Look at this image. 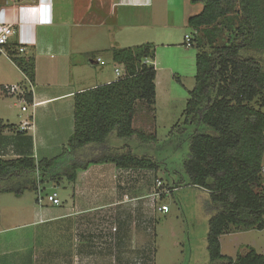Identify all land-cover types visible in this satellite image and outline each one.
I'll return each mask as SVG.
<instances>
[{"label":"trees","instance_id":"1","mask_svg":"<svg viewBox=\"0 0 264 264\" xmlns=\"http://www.w3.org/2000/svg\"><path fill=\"white\" fill-rule=\"evenodd\" d=\"M192 2L203 3V9L188 20L198 52L196 86L185 111L186 122L195 126L187 137L186 184L208 191L216 209L209 219V264H264V254L252 247L234 258L223 254L221 244L225 233L264 229V0ZM13 46L11 57L34 84V57L19 53L18 43ZM155 57L153 43L114 48L113 61L125 74L76 93L75 130L63 153L40 161L0 157V193L36 191L45 179L73 182L78 171L100 163L159 171L156 156L117 141L133 139L138 146L158 141L133 125L137 103L150 114L156 111ZM25 96L33 103L32 92ZM5 127L0 124V131Z\"/></svg>","mask_w":264,"mask_h":264},{"label":"crops","instance_id":"2","mask_svg":"<svg viewBox=\"0 0 264 264\" xmlns=\"http://www.w3.org/2000/svg\"><path fill=\"white\" fill-rule=\"evenodd\" d=\"M42 2L44 6L38 14L32 6H38L40 0H0V21L9 18L23 22L22 26H15L16 34L6 51H0V124L7 125L0 131L3 159L28 155L40 161L60 156L75 130L76 93L118 78H93L82 71L85 63L73 62L72 57L91 54V62L100 64L97 59L102 57L97 52L106 50L112 55L114 48H125L120 36L125 26H154L160 21L169 24L170 7L175 4V8H182L185 0ZM18 6L26 8L17 11ZM21 37L32 42L22 55L34 57L35 63V89H30L33 103L30 109L22 107V111H29L31 121L26 128L22 125L25 117L14 122L17 119L12 111L18 103L9 97L13 95L3 91L6 85L25 83L26 87L28 83L10 55L16 50L13 44L19 43ZM134 46L138 45L126 47ZM157 180L160 179L154 169L120 168L114 163L93 164L78 171L76 179L69 182L74 190L70 199H62L60 206L46 202L40 209L35 208V212H41L36 229L29 238L26 231L13 241L6 240L5 251L0 253L5 259L0 264H154L152 247L158 210H154L150 195ZM46 182H51V188L57 191L63 180L45 179L38 188L43 191ZM174 186L181 189L175 180L170 187ZM167 197L163 196L165 204ZM24 212L21 205L15 214L26 218Z\"/></svg>","mask_w":264,"mask_h":264},{"label":"rangeland","instance_id":"3","mask_svg":"<svg viewBox=\"0 0 264 264\" xmlns=\"http://www.w3.org/2000/svg\"><path fill=\"white\" fill-rule=\"evenodd\" d=\"M202 9L203 3L185 0L182 8H175V4L170 7L172 16L169 24L160 21V24L154 26L147 24L125 26L120 35L123 47L145 43H153L156 47L155 64L158 71L156 111L150 114L144 104L137 103L138 111L133 125L148 134H156L158 141L157 143L152 142L149 146L141 144L138 146L137 141L133 139L119 138L117 139L118 144L123 146L130 143L139 149L137 153L140 155L145 152L147 155L156 156L162 164L159 171L157 170V178L168 183V187L174 180L181 186V189L174 191L165 199L170 211L168 213L158 211L154 221L155 235L152 247L154 264L210 263L208 250L209 219L216 212V209L212 206L208 191L186 184L188 175L184 166L188 146L187 137L195 129L192 123L186 122L185 111L191 97L190 92L196 86V55L198 52L195 43L191 47H187L185 40L186 35H190L192 38L196 36L195 30L189 25L188 20L190 16L199 13ZM163 14L160 16L161 18ZM152 31L154 33L151 34ZM96 54L105 60L104 65L93 64L91 54L83 57L74 55L72 61L84 62L86 66L82 71L85 74L93 75V78L99 75L101 81L109 77H118L114 70L115 62L110 52L101 50ZM54 55L56 57V54ZM149 61L152 62L151 59ZM24 85L25 83L20 84V91L9 96L18 103V107H13L12 111L17 119L14 122L19 121L20 116L21 118L25 117V120L29 119V111H22L23 106L26 109L31 107L28 99L20 95V92L25 89ZM30 85V83L26 84L28 92L30 89H35V84H32V88ZM23 123V128H26ZM58 172L60 173L62 170L59 169ZM62 180L61 187L57 189L54 187L61 202L62 199L69 200L68 196L74 191L68 178L58 179V181ZM19 182L17 184L18 189L22 188L23 185V181ZM2 184L0 182V185ZM51 187V182H46L42 195L51 193L53 191ZM23 193L24 196L22 197H17L13 193H0L1 254L5 251L6 240L13 241L19 236L18 234H25L26 231L29 238L31 231L36 229V221L41 215V212L34 211L35 208L40 209L37 201L39 192L29 189L24 190ZM21 205L26 218L15 214V212H19ZM221 244L223 254L234 258L251 247L264 254V229L234 230L225 233L221 236ZM4 259L5 256L0 255V261L4 262Z\"/></svg>","mask_w":264,"mask_h":264},{"label":"built area","instance_id":"4","mask_svg":"<svg viewBox=\"0 0 264 264\" xmlns=\"http://www.w3.org/2000/svg\"><path fill=\"white\" fill-rule=\"evenodd\" d=\"M44 3L42 2V0H40V3L38 6H32V8H34L35 10L38 11V14L41 11V8H43ZM26 8V6H18L15 9H17V11H22ZM3 11V9H2ZM1 11V12H2ZM43 21V20H42ZM23 22H16L14 20H11L9 18H5L4 20L0 21V51L5 52L6 51V46H8L12 40V37L14 34H16V29L15 26L20 25L22 26ZM32 44V42L30 40H22V37L19 40V53L23 54L26 50V46ZM185 44L187 47H191L194 44L193 38L190 35H186V40H185ZM97 62L100 64H105V61L102 58H98ZM146 62H150L149 59H146ZM114 70L115 73L118 77L123 76L125 74L124 72V67L120 64H115L114 66ZM27 82L31 84V82L28 80L27 78ZM32 87V84L30 85ZM20 86H16V85H6L4 86V91L10 95H13L15 93H17L18 91H20ZM31 92V91H29ZM28 93L27 88L25 87V89L20 92V95L24 98H26V94ZM24 96H23V95ZM23 110H26V107L23 106ZM26 121V122H25ZM24 121V127H29L31 125V121L30 118L28 120ZM180 189V187L178 186H174V187H168L166 184H164L161 180H157L156 181V186L154 191L151 193L150 195V199L152 202V206L154 208V210H158L159 212L162 213H168L170 211V207L168 204L162 203L163 201V196L165 195H170L172 194L174 191H178ZM39 191V197H38V203L40 206H43L44 203H51L54 204L56 206H60L62 204L57 191L53 190L51 193H46L45 196L42 195V190L41 187L38 188ZM113 230H116V228H114Z\"/></svg>","mask_w":264,"mask_h":264},{"label":"clouds","instance_id":"5","mask_svg":"<svg viewBox=\"0 0 264 264\" xmlns=\"http://www.w3.org/2000/svg\"><path fill=\"white\" fill-rule=\"evenodd\" d=\"M3 16V13L2 12H0V17H2Z\"/></svg>","mask_w":264,"mask_h":264}]
</instances>
